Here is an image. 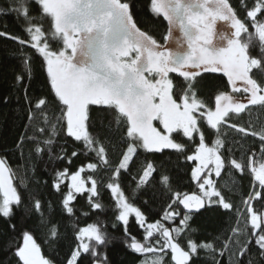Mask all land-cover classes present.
I'll return each instance as SVG.
<instances>
[{"label": "snow or ice", "instance_id": "1", "mask_svg": "<svg viewBox=\"0 0 264 264\" xmlns=\"http://www.w3.org/2000/svg\"><path fill=\"white\" fill-rule=\"evenodd\" d=\"M138 6L166 23L162 41L139 26ZM12 13L27 38L0 30L18 45L13 90L23 101V131L12 151L19 163L14 168L0 154V252L7 264H57L42 251L56 250L62 239L53 205L45 214L31 189L41 184V162L45 170L53 166L62 215L75 216L77 197L88 206L83 216L97 214L85 227L73 223L74 247L60 264L84 257L111 264L107 249L116 237L99 218L107 211L136 264H264V209L255 207L264 204V0H239V7L232 0H7L0 14ZM37 58L46 79L33 93ZM217 73L226 83L217 86L213 106L200 90L205 74ZM165 150L191 165L195 190L174 187L154 155L132 174L141 153ZM81 154L92 162L74 172L55 168ZM125 173L135 182L132 198L123 189ZM236 173L251 178L239 203L224 194H236ZM223 176L228 184H220ZM150 187L163 197L155 220L133 202ZM17 213L35 222L17 231ZM204 213L225 218L218 231L193 226ZM130 217L139 237L129 230Z\"/></svg>", "mask_w": 264, "mask_h": 264}, {"label": "trees", "instance_id": "2", "mask_svg": "<svg viewBox=\"0 0 264 264\" xmlns=\"http://www.w3.org/2000/svg\"><path fill=\"white\" fill-rule=\"evenodd\" d=\"M146 3V0H142ZM234 6L239 7V0H232ZM0 7H7V0H0ZM35 11V9H33ZM241 17L244 16V12H240ZM137 19L140 21L141 28L150 29L152 34L162 41L163 34L166 29V23L162 20L157 22L146 12V9L138 6L137 9ZM6 25V27H5ZM0 30L7 31L14 35H19L22 38H27L23 31V25L21 21L16 19L14 13L12 14H0ZM18 45L11 40L5 38H0V154H8L12 166L15 168L19 163V156L12 155L13 147L18 139L20 133L23 131V121L21 120V109L23 107V101L18 100L16 93L13 90V84L15 80V75L20 72V64L18 59L13 55L16 51ZM175 75V74H173ZM208 79L202 82V87L200 90V95L202 97L212 96L213 106H214V94L217 86H222L226 83L225 78L220 74H205ZM46 77L41 68V61L39 58L35 60V72L34 79L32 81V92L39 93L43 90L44 81ZM182 79V78H177ZM5 97H7V103H5ZM198 142V141H197ZM211 140H209V143ZM69 148V153L72 150V142L66 145ZM110 158L113 162L117 160V155L110 151ZM155 156V162L158 167H160L161 162L165 165L164 169L167 170L172 176V183L174 187H177L181 191H193L195 186L190 184V168L191 165H186L183 163L182 159H178L177 155L171 150H165L163 154H144L141 153L140 159L132 166V174L135 175L144 162L145 156L149 159ZM240 153L237 152L236 156L239 157ZM47 159V157H45ZM92 162L91 155L81 154L76 158H73L71 165H66L64 162H57L55 165L56 169H63L65 166L69 167V170L74 172L80 166L86 165ZM85 172L83 175H87ZM37 176L41 178V184L39 186L33 184L31 189L34 193L38 194L40 199L44 204L45 214L48 213V205L51 203L53 205L52 218L54 222H58L60 226V231L62 233V239L56 250H51L47 245H43V238L39 231L35 233V237L39 243L43 245V253L54 259L57 264L68 255L72 247H74V234H73V223L77 227H85L89 223H93L97 220V214L93 213L87 217L83 216L82 211H87L88 206L84 197H77L74 201L75 216L71 219L66 215H62L60 201L62 199L61 195L56 193L52 188V176H53V166L48 165L47 170L44 169V164L41 162L39 168L37 169ZM236 183L239 185L236 194H232L225 190L224 194L226 197L233 200V202L239 203L242 195H247L251 189V178L249 175L240 176L238 173L235 174ZM106 179V177H105ZM159 176L157 175V180ZM47 181V185H44L43 181ZM230 178L228 176H223L220 180L221 185L229 183ZM63 187V186H62ZM135 187V182L132 177L127 173L124 174L123 189L129 198L133 197L132 189ZM67 189L65 188V191ZM27 199V193H24ZM103 202L108 204L110 202V193L106 190L102 193ZM148 200L149 204L145 205L144 201ZM137 206H139L149 217V220H155L159 212L160 206L163 203V197L158 187H150L146 192L139 193L133 201ZM255 207L257 210L264 209V204L257 201L255 202ZM203 211V210H202ZM100 220L104 221L103 227L116 239L108 246L107 254L111 260V264H136L132 255L127 253L124 245L120 239L122 236V230H115L112 228V222L114 220L113 213L107 211L106 213L100 214ZM225 218L213 216L209 213H204L203 215H197L192 221L194 227H200L202 230H207L208 232H216L222 226L223 220ZM35 222V218L27 219L26 221L20 220V213H17L16 223L17 231L24 227H31ZM242 226V225H241ZM129 230L135 236H140L141 229L136 225L134 217H130ZM200 237H198L199 239ZM7 239V237H5ZM2 243V241H0ZM0 262L7 264V258L0 252ZM80 264H88V258L84 257ZM200 264V262H198Z\"/></svg>", "mask_w": 264, "mask_h": 264}]
</instances>
